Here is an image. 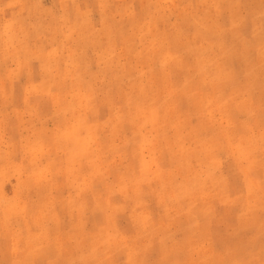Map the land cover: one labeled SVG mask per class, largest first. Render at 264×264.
Here are the masks:
<instances>
[{
	"label": "rangeland",
	"instance_id": "obj_1",
	"mask_svg": "<svg viewBox=\"0 0 264 264\" xmlns=\"http://www.w3.org/2000/svg\"><path fill=\"white\" fill-rule=\"evenodd\" d=\"M0 264H264V0H0Z\"/></svg>",
	"mask_w": 264,
	"mask_h": 264
}]
</instances>
